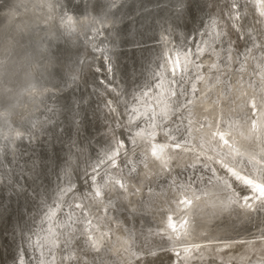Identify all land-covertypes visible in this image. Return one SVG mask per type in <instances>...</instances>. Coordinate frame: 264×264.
I'll return each instance as SVG.
<instances>
[{
  "label": "bare ground",
  "instance_id": "obj_1",
  "mask_svg": "<svg viewBox=\"0 0 264 264\" xmlns=\"http://www.w3.org/2000/svg\"><path fill=\"white\" fill-rule=\"evenodd\" d=\"M212 3L215 14L189 38L181 0L165 9L153 0H0V222L11 202L33 204L16 254L7 260L0 242V264H264V205L244 207L258 193L232 174L260 175L232 149L244 151L264 98V3ZM128 5L138 16L126 23L127 45L154 43L121 56ZM67 94L73 123L59 125ZM90 106L108 139L86 135L81 148ZM58 151L64 163L53 173Z\"/></svg>",
  "mask_w": 264,
  "mask_h": 264
},
{
  "label": "rangeland",
  "instance_id": "obj_2",
  "mask_svg": "<svg viewBox=\"0 0 264 264\" xmlns=\"http://www.w3.org/2000/svg\"><path fill=\"white\" fill-rule=\"evenodd\" d=\"M183 2L184 5H182V12L180 14V23L179 25L183 28L182 30V34L184 35V37H192V36H195L196 34V30L201 27V25L209 20V17L211 18L212 14H215V8H213V3H212V0H181ZM152 2V1H151ZM156 3V6L158 9L159 8H162L164 7L165 8H171V3L173 2V0H168L167 1V5L165 3H162L161 0H153V3ZM169 2V3H168ZM199 4L201 5H205L206 7H208L207 9L209 10L207 12H209V14H207V17H202V12L200 11L199 9ZM187 10V11H186ZM204 10V7L202 9V11ZM134 12V7H132L130 9V11L127 12V14H130L127 16L126 20H123V22L127 23L128 21H130L131 19L135 18L136 16H138L136 13H133ZM160 13H163V14H166L165 11H162L160 10ZM129 16H132V17H129ZM130 18V19H129ZM202 19L203 18V21L201 23H199V19ZM191 19V20H190ZM122 22V24H123ZM124 23V24H125ZM123 24V25H124ZM128 26V25H127ZM194 28V29H193ZM124 32V31H123ZM126 32H128L126 30ZM126 33L122 34L121 36V47H120V52H121V56H124L130 49L131 50H138L140 48H145V47H150L152 46V44L154 43L153 41L151 42H148V43H140V44H134V45H127L129 42H128V36L125 35ZM226 35L225 34H222L221 35V39H224V44L227 42L226 40ZM188 38V39H189ZM125 43H124V42ZM152 43V44H150ZM125 44V45H124ZM146 44V45H145ZM149 44V45H148ZM142 45V46H141ZM144 45V46H143ZM136 48H134V47ZM140 46V48H139ZM125 48V49H124ZM134 48V49H133ZM124 54V55H123ZM25 57V56H24ZM75 57L79 58V54L77 53L75 55ZM74 57V58H75ZM147 56H145L146 58ZM23 58V57H22ZM148 58V57H147ZM22 60V59H21ZM90 60V59H88ZM142 61L140 60H134L133 63H129L128 64V67L126 68L127 70L131 71L132 69H136L137 67H139L140 65H142V63L144 64V59L142 58L141 59ZM87 64H89L87 62ZM75 66V64H74ZM88 66V65H87ZM131 66V67H130ZM130 75V73L126 74L124 77L125 79ZM137 75H135V78L137 79ZM55 76V77H54ZM57 76L58 75H53L54 77V81L57 79ZM89 76V75H88ZM87 76V77H88ZM56 78V79H55ZM88 78H91L90 76ZM136 79H131L133 82H135L134 80ZM128 80H129V77H128ZM130 80V82H132ZM95 93H98V89H94L93 90ZM66 93H69L68 90H66L64 92V94ZM94 93V94H95ZM5 94V93H4ZM69 98H66V97H63L61 99H59V103L62 105L60 108H63L64 111H62L61 109V113H59V115L61 116V114H63L59 120L57 121V124H61L62 121H66L67 118H69L68 120H70V124L73 123V112H74V108H73V104H74V101L71 97L70 94H67ZM92 99L91 100H94L95 98H93V96L91 97ZM8 99H10L8 97ZM12 100V99H11ZM92 105V104H91ZM68 110V111H67ZM95 110V109H94ZM66 117H65V116ZM85 115V116H84ZM97 115L100 119V114H99V111L96 109L94 112H93V107L90 106V110L89 109H85V107L83 108V116L81 115V120L84 122H82V128H83V132L86 131L85 135L83 136V138L80 139V142H79V147L82 148V145L85 144V139H87V136L86 135H93L96 136V135H100L102 136V138H106L108 139V134H107V131L104 127V123L103 124H98V119H97ZM92 116L91 120H92V125L90 124V120L89 118ZM62 119V120H61ZM98 120V121H97ZM63 129L64 130H68L69 131V123L66 124L65 122H63ZM86 123V124H84ZM85 126H84V125ZM58 127H61L59 126ZM91 126H93L91 128ZM65 131V132H66ZM96 132V133H95ZM98 133V134H97ZM82 134V133H81ZM93 139H96V137H93ZM92 146H95L93 145L92 143H90ZM59 148V147H58ZM59 150V149H58ZM82 150V149H80ZM59 152V151H58ZM58 152L56 153V156H53L55 157L53 159V173L57 172V171H60L61 168H62V161H59L58 160ZM87 152V151H86ZM87 153H86V156H82V155H79L77 157V160H76V164H77V167L79 168V171H82V169H85V166H84V163H86L87 161H84V160H88V159H85L87 158ZM60 162V163H59ZM83 162V163H81ZM80 163V164H79ZM79 164V165H78ZM83 164V165H82ZM56 165V166H55ZM60 167V168H59ZM82 168V169H81ZM84 171V170H83ZM51 178H49L50 180H52V185L54 184L55 182V177L54 176H50ZM47 179L46 178V175H43L41 177V182H45V184L47 183ZM54 181V182H53ZM27 182L29 183L30 181L27 180ZM47 184H50V183H47ZM50 186V187H51ZM27 190V189H26ZM25 192V191H24ZM35 191H31L30 193L34 194ZM33 204L32 202H30V200L28 199H24L22 200V198H19L17 201H14V202H11L9 204V210L7 212V214L5 216H3V218L1 219V222H0V242H1V250L3 251V255L6 256L7 260L8 258L10 257H13L14 254H16L17 252V247H18V244H17V228L19 227L20 229L21 228H26L28 229L27 227L30 226V223L29 221L25 220V217L27 216V213L30 212L31 208H32ZM17 217V218H16ZM16 218V219H15ZM144 226V224H142ZM23 226V227H22ZM9 235L13 236L12 237V240H8L9 238ZM12 249V250H11ZM12 252H13V255H12ZM2 255V256H3ZM31 258V257H30Z\"/></svg>",
  "mask_w": 264,
  "mask_h": 264
},
{
  "label": "snow or ice",
  "instance_id": "obj_3",
  "mask_svg": "<svg viewBox=\"0 0 264 264\" xmlns=\"http://www.w3.org/2000/svg\"><path fill=\"white\" fill-rule=\"evenodd\" d=\"M262 3H264V0H261ZM261 15H264V11L261 12ZM255 100V97L253 98ZM256 108L257 116L250 117L252 121V127L248 129V135L250 137L249 143L244 147V151L241 152L239 149H232L236 154L240 157H245L247 162L250 164H253L260 175L255 176L253 173L248 171L245 168H241L240 171L244 172V175L241 176L237 172H233L232 174L236 176L237 180H243L244 184L249 186L253 193H258V195H254L253 197H245V203L244 207H246L249 210L256 209L258 206L264 205V98H261L259 103L253 105ZM225 135L227 133L220 132L219 138L224 141L225 145H228V140L225 139ZM179 147V145H177ZM231 148V145H229ZM259 149V151H257ZM153 156H157L156 151L154 150L152 153ZM158 158V157H157ZM230 171H232L230 169ZM252 177V178H247ZM119 183V181H117ZM226 186H231L227 184V181H225ZM121 188H124V184H120ZM97 197L101 195L100 190L98 189L96 194ZM239 199V198H238ZM237 201H234V203H237ZM252 201V202H250ZM181 204H191V200H184L180 202ZM169 227L172 228L173 233L177 232L176 225L170 223ZM181 227H186L185 225H181ZM187 252L188 250L185 249Z\"/></svg>",
  "mask_w": 264,
  "mask_h": 264
},
{
  "label": "water",
  "instance_id": "obj_4",
  "mask_svg": "<svg viewBox=\"0 0 264 264\" xmlns=\"http://www.w3.org/2000/svg\"><path fill=\"white\" fill-rule=\"evenodd\" d=\"M198 5H199V9H200V11L202 12V17L204 18V17H207V14H209V12H210V10L209 9H207L208 7H206L205 5H201V4H199L198 3ZM131 7H132V5L130 6V5H128V7H127V9H131ZM203 7H204V10L202 11V9H203ZM126 9V10H127ZM209 10V12H207ZM130 11V10H129ZM203 18L201 19H199V23H201L202 21H203ZM124 24V23H123ZM127 28V26H126V23L123 25V31H124V33H126V29ZM194 29V28H193ZM154 34V33H153ZM97 58H99V57H97ZM82 63L81 62V60H79L77 57H75L74 58V63ZM57 70V69H56ZM85 72V77H86V79H88L87 78V76L89 75V76H92L93 75V71H84ZM58 73H59V75L61 76V77H63L64 75L61 73V71H58ZM95 84L97 83L96 82V79L93 81ZM73 89V91H72V93L74 92L75 94H77L78 93V96H79V99H80V97H81V95H82V93H83V89L81 88V83H79L78 84V86L77 85H74V87L72 88ZM81 100V99H80ZM75 107V106H74ZM68 111V110H67ZM97 119L99 120L98 121V124H102V122H101V120L99 119V117H98V115H97ZM69 127L71 126V125H68ZM70 129V128H69ZM90 147H91V145H90ZM92 148V147H91ZM57 157H58V160L59 161H62V163H63V161H64V154L63 153H61V152H58V155H57ZM60 163V162H59ZM58 176V175H57ZM46 178H48L47 179V183H50V184H52V180H50L49 179V177H46ZM12 250V249H11ZM12 255H13V252H12Z\"/></svg>",
  "mask_w": 264,
  "mask_h": 264
}]
</instances>
